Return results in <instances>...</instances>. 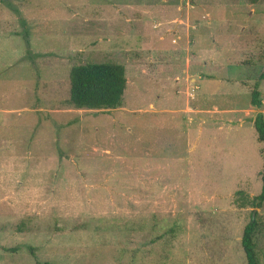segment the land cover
<instances>
[{"label": "rangeland", "instance_id": "rangeland-1", "mask_svg": "<svg viewBox=\"0 0 264 264\" xmlns=\"http://www.w3.org/2000/svg\"><path fill=\"white\" fill-rule=\"evenodd\" d=\"M109 61L122 106L70 105ZM263 72L264 0H0V264H247Z\"/></svg>", "mask_w": 264, "mask_h": 264}, {"label": "trees", "instance_id": "trees-1", "mask_svg": "<svg viewBox=\"0 0 264 264\" xmlns=\"http://www.w3.org/2000/svg\"><path fill=\"white\" fill-rule=\"evenodd\" d=\"M256 3L260 0H250ZM264 79V72L260 75ZM260 83L257 81L251 92V104L261 109L263 102L260 96ZM127 88V77L124 65L116 62L75 65L70 71L69 104L77 109L109 110L122 106ZM257 138L262 143L263 169L261 171V192L242 202V206L253 208L250 221L246 224L242 236L247 264H260L256 251L255 234L259 226L258 212L264 204V114L258 112L253 119ZM242 192V191H239Z\"/></svg>", "mask_w": 264, "mask_h": 264}, {"label": "crops", "instance_id": "crops-1", "mask_svg": "<svg viewBox=\"0 0 264 264\" xmlns=\"http://www.w3.org/2000/svg\"><path fill=\"white\" fill-rule=\"evenodd\" d=\"M261 100H262V102H263V106H262L261 109H258L257 113H258V112H262V113L264 114V99L261 98ZM257 113H256V114H257ZM255 116H256V115H255ZM255 116H254V117H255Z\"/></svg>", "mask_w": 264, "mask_h": 264}]
</instances>
